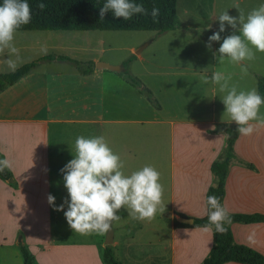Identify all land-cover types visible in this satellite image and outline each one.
I'll list each match as a JSON object with an SVG mask.
<instances>
[{"label":"crops","instance_id":"crops-1","mask_svg":"<svg viewBox=\"0 0 264 264\" xmlns=\"http://www.w3.org/2000/svg\"><path fill=\"white\" fill-rule=\"evenodd\" d=\"M180 29L188 27L182 23ZM172 31L159 34V38L175 36ZM169 47L170 44L166 49ZM42 60L43 57L35 60L36 65L26 75L0 91V158L10 161L9 179L0 178V264H23L20 246L30 253L33 264H62L53 254L58 241L52 233V206L46 199L49 193L53 195L49 170L52 166L62 167L72 158L76 136L102 135L106 140L107 127L102 125L107 124H118V154L125 175L145 164L156 167L157 130H166L169 159L166 210L170 216L165 217L166 237L162 234L154 242L145 241L148 249L145 259L151 264H199L211 248L212 232L204 227L175 228L173 223L177 214L192 218L206 215L205 194L212 184L210 165L218 158L225 141L223 133L212 130L227 119L222 115L223 104L220 99L217 103L214 96L216 86L195 79L198 89L193 90L192 97L167 94L164 101L154 106L120 76L116 81L104 79L107 72H116L96 68L94 62L98 59L91 61L88 73L78 68L77 72L49 71L50 65L41 64ZM137 61L141 62L145 76L158 75L154 70L158 65L140 54L134 55L132 62ZM193 70L198 76L214 71L200 62ZM130 71L134 74L131 68ZM154 80L151 86L140 83L150 93L154 88L164 91L162 83ZM107 105H118V119L103 117L108 114ZM126 130H130V144ZM253 143L250 137L240 134L234 142L238 158L250 163L254 170L231 164L222 200L229 214L264 216V156ZM229 227L235 243L264 255V222H232ZM72 247L80 254L70 261L85 264L92 260V246L86 242H74ZM94 259L99 261L97 255Z\"/></svg>","mask_w":264,"mask_h":264},{"label":"rangeland","instance_id":"rangeland-1","mask_svg":"<svg viewBox=\"0 0 264 264\" xmlns=\"http://www.w3.org/2000/svg\"><path fill=\"white\" fill-rule=\"evenodd\" d=\"M259 4L260 0H176L177 16L188 27V30L175 29L172 31L175 36L165 35L161 38H159L161 33H157L155 30H15L11 43L16 51L10 52L7 48H0V74L12 72L21 65L35 62L42 57L43 63L41 64L50 65L47 67L49 71L61 69L77 72V66L70 60L80 63L83 68L86 67L87 62L94 61V59H98L94 65L97 62L109 65L122 63L125 72L130 73L131 68L134 74H130L136 77L139 82L151 86L155 82L154 79H157L162 83L165 90L159 92L154 88L153 93L151 91L152 101L149 100L152 105L157 106L159 101H164L167 94L179 93L181 96L184 94L191 97L194 95L193 90L198 89L194 82L195 79H199V76L193 69L200 62L202 66L208 67L210 70L230 75L229 82L237 83L238 89L251 87L257 89L256 77L264 79V51L255 52L251 60L243 61L246 71L242 72L240 66L237 67L236 63L227 59L223 63H217L213 52L218 48L220 41L211 42L210 48H206L205 43L208 36L217 30L218 24L214 17L221 11L226 9L229 15L237 16L240 13L247 14ZM207 24H210L211 27L206 28ZM231 31L232 29L226 25L221 37L230 34ZM151 40L155 41L148 46L147 43ZM145 44L146 46L139 53L133 52ZM168 44L170 47L166 49ZM130 48L133 51H130ZM138 54L145 60L158 65L157 68H154L158 75L147 77L143 74L141 62H132L134 55ZM129 59L131 61H128ZM118 76L124 79L122 72H107L104 79L109 82L116 81ZM214 96L218 103L217 90ZM106 108L108 114H105L104 118L118 119V105L116 107L107 105ZM168 110L171 113L170 109ZM259 111L264 113V105L260 106ZM162 116L166 117L165 114ZM102 127H107V130L104 131L107 134L108 146L118 154V124H107ZM131 127L132 125L129 126V128ZM111 128L114 130H110ZM157 131L155 168L160 173L161 203L157 206L153 217L142 220L133 219L123 207L118 210L120 219L112 222L113 242L110 249L119 264H138L137 261H141L140 264H151L145 259L148 250L144 246L145 241L154 242L155 239L162 238V234H165L166 237L167 220L165 217H168L166 214L169 213L166 210L169 185L168 134L166 130ZM126 133L130 144V130H126ZM249 137L251 142L256 144L257 152L264 156V125H254V131L248 135ZM250 144L252 145V143ZM60 168V166H52L49 170L50 186L53 196H55L54 204L56 205L61 203L62 198L66 199L67 197L61 178L62 174L58 171ZM51 220L53 237L58 241L53 254L60 258L62 264H75L70 261V258L76 255V259L80 253L72 247L74 242H82V244L86 242L92 246V260L85 264H104L102 252L107 233L80 234L72 232L65 221L63 210L56 211L53 207ZM140 248L143 251H140ZM94 255H97L99 261H95Z\"/></svg>","mask_w":264,"mask_h":264},{"label":"clouds","instance_id":"clouds-1","mask_svg":"<svg viewBox=\"0 0 264 264\" xmlns=\"http://www.w3.org/2000/svg\"><path fill=\"white\" fill-rule=\"evenodd\" d=\"M37 7L45 8L43 0H38ZM159 9L152 7L151 11L137 0H104L98 9L99 19L110 13L113 18L128 20L136 14H149L156 18ZM31 18L28 0H0V48L10 52L16 49L12 45L15 30L22 24H27ZM218 27L207 38L206 48L211 42L220 41L213 52L217 63L225 59L240 64L241 71H246L243 61L251 60L254 53L264 51V0L258 7L247 14L240 13L231 16L226 9L214 17ZM229 26L230 34L221 37L225 26ZM211 25L207 24L206 28ZM11 64V61H9ZM199 74V79L215 85L219 99L223 104V113L227 119L225 124L235 122L236 131L242 136L251 135L255 126L264 125V113H260L264 105L255 87L238 89L235 83H230V75L221 71ZM75 154L58 171L62 174L63 186L67 197L62 198L59 205L54 204L55 196L49 193L47 202L56 211L63 209V216L72 232L80 234H106L111 230L112 222L119 220L118 210L123 207L133 219L151 218L161 203L162 185L159 182L160 173L150 164L131 171L125 175L122 172L123 161L114 152L102 135L76 136L74 140ZM10 165L7 158H0V169ZM205 214L209 224L206 231H225L224 225L230 222V216L215 195L205 196Z\"/></svg>","mask_w":264,"mask_h":264},{"label":"trees","instance_id":"trees-1","mask_svg":"<svg viewBox=\"0 0 264 264\" xmlns=\"http://www.w3.org/2000/svg\"><path fill=\"white\" fill-rule=\"evenodd\" d=\"M45 8L37 7L38 0H28L31 10V18L27 24L20 25L16 30H155L157 33H164L182 28L176 13V0H137L142 2L144 7L151 11L152 7L159 9L155 19L149 14H136L124 20L113 18L110 13H105L103 19L98 17V9L104 0H43ZM49 58V57H48ZM51 59V58H49ZM61 59H64L61 57ZM67 59V58H66ZM132 59V58H131ZM70 60V59H69ZM82 73H88L93 65L87 62L83 68L80 63L70 60ZM128 61H131L130 59ZM36 62L21 65L14 71L0 74V91L9 84L14 83L22 76L26 75ZM123 66V65H122ZM124 80L136 87L140 93L152 101L151 93L144 88L138 79L123 69ZM257 91L264 96V79L257 76ZM236 124H217L212 133H223L225 135L224 146L216 160L210 165L212 184L208 187L206 195H215L222 204L224 197V183L232 163L254 170V167L239 159L233 149L234 142L239 133L235 130ZM10 177L9 170L0 169V178L7 180ZM230 222L224 225L225 231L212 232V245L199 264H223L225 262H235L239 264H264V255L241 244L234 242L230 230V223H252L264 222V216L260 214H229ZM177 216L192 219V224H183L174 221L175 228H201L209 224L207 215L200 218L186 217L181 214ZM23 264H33L32 256L22 246L19 247ZM104 264H119L114 258L110 246H105L102 252Z\"/></svg>","mask_w":264,"mask_h":264},{"label":"water","instance_id":"water-1","mask_svg":"<svg viewBox=\"0 0 264 264\" xmlns=\"http://www.w3.org/2000/svg\"><path fill=\"white\" fill-rule=\"evenodd\" d=\"M145 46H146V44L141 46L140 48H138V50L134 51V53L135 54L139 53L142 50V48H144ZM95 67L96 68L107 69V70L114 71V72H121L123 70L122 66L109 65V64L103 63V62H97ZM166 216H170V214L168 213V214H166ZM176 221L179 222V223L188 224V225L192 224V219L181 217V216L176 217ZM112 242H113L112 231L109 230L107 232V234H106L104 245L105 246H110L112 244Z\"/></svg>","mask_w":264,"mask_h":264}]
</instances>
